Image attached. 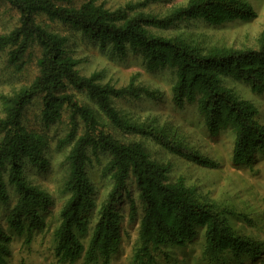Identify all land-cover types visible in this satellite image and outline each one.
I'll use <instances>...</instances> for the list:
<instances>
[{
  "label": "trees",
  "instance_id": "16d2710c",
  "mask_svg": "<svg viewBox=\"0 0 264 264\" xmlns=\"http://www.w3.org/2000/svg\"><path fill=\"white\" fill-rule=\"evenodd\" d=\"M18 14L17 25L0 34V51L8 50L7 66L18 74L27 65L34 48L37 73L31 82L10 94L0 95V203L10 202L5 222L17 235H31L44 226L43 215L53 204L52 196L28 179L27 169L45 171L48 138L28 129L25 111L40 101V121L45 126L59 122L69 110L65 134L57 148L66 150L61 188L65 199L55 239L59 260L75 261L84 252L87 261L97 258L109 264L119 251L122 216L117 205L130 188L137 189L142 207L138 223L134 264H179L173 249H182L202 236V255L209 263L254 259L260 253L253 240L237 236L227 224L225 213L204 201L183 178L172 179L169 165L152 159L136 136L151 140L171 155L202 167L216 164L165 128L139 123L122 113L113 100L151 97L154 92L136 83L115 86L102 83L98 73L89 76L78 71V60L67 50V39L50 31L38 19L45 17L80 32L103 50L107 46L116 58L127 52L139 54L143 70H170L174 82L172 101L177 106L195 105L206 130L232 134L234 165L248 164L255 153L264 154V124L257 110L225 85L226 78L242 79L252 91L264 94V27L256 48L201 49L182 37L166 38L149 29L167 30L182 21L201 20L210 25L241 20L254 12L244 0H187L159 16L144 12L151 4L169 0H138L115 9L102 0H2ZM70 87L82 92L94 107L81 103L73 94L61 93ZM109 182V191L98 204L90 171ZM3 214V215H4ZM137 211L130 204L129 215ZM93 222L87 249L79 237L86 235ZM28 236V237H29ZM12 236L0 227V264L9 256Z\"/></svg>",
  "mask_w": 264,
  "mask_h": 264
},
{
  "label": "rangeland",
  "instance_id": "374dc122",
  "mask_svg": "<svg viewBox=\"0 0 264 264\" xmlns=\"http://www.w3.org/2000/svg\"><path fill=\"white\" fill-rule=\"evenodd\" d=\"M77 1L81 3L85 0ZM136 1L138 0H102L105 7L110 9ZM186 1L169 0L165 3L151 4L143 11L162 16ZM244 1L250 4L254 12V16L246 21L234 20L210 25L197 19L182 21L167 30H149L166 38L182 37L204 50L256 48L264 27V0ZM17 19V12L0 0V34L14 28ZM38 20L50 31L66 37L67 50L78 60L76 68L81 75L98 73L102 83H111L115 86H123L131 77H135L137 84L154 92L151 97L142 96L137 100H113V105L118 110L131 115L139 123L165 128L171 135L174 134L177 139L216 164L212 168L202 167L171 155L151 140L136 136L123 137L143 141L152 159L169 165V175L172 179L183 178L202 200L226 212V222L234 233L256 242L260 253L254 259L238 261L233 260L230 254H224L221 257L223 262L209 263L202 255L204 239L199 236L188 246L173 249V256L178 259L179 264H264V154L257 152L248 164L234 165L231 160L232 134L227 131H220L216 135L210 134L195 105L184 103L179 107L172 101L171 87L174 78L170 70L147 72L141 67L139 54L127 52L124 58H116L108 46L101 50L97 44L75 29L56 21H49L45 17H39ZM7 53L8 50L0 51V95L10 94L28 85L37 73L35 57L39 53L38 48L32 50L31 56L27 58V65L18 74L7 66ZM225 85L240 99L250 102L257 110L258 121L264 124V94L252 91L242 79L228 77ZM61 93L73 94L81 103L94 107L82 92L66 87ZM40 109V101L36 99L25 111L23 122L28 129L43 133L48 138L46 157L49 165L45 171L27 169L26 174L32 184L40 186L52 196L53 204L43 215L44 226L34 229L30 236L26 233L17 235L8 228L4 219V212L11 207L15 198L13 190H8L13 196L10 202L0 203V227L12 236L8 244L9 256L4 264H101L98 258L87 261L84 252L73 262L59 260L55 255L54 234L60 223L59 212L65 199L61 188V176L65 169L66 155V150L57 148V141L67 130L70 112L65 109L59 122L45 126L40 121ZM90 174L99 204L109 191V182L100 179L96 170L90 171ZM137 193V189L131 187L130 195H123L116 206L122 216L121 243L118 253L111 258L109 264H134L132 256L137 244L138 223L142 213ZM131 203L137 211L135 217L129 215ZM93 225L92 222L86 235L79 237L84 251L88 247Z\"/></svg>",
  "mask_w": 264,
  "mask_h": 264
}]
</instances>
